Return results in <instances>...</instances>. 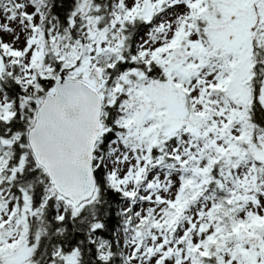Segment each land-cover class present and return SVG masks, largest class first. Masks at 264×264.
Returning a JSON list of instances; mask_svg holds the SVG:
<instances>
[{"label": "snow or ice", "instance_id": "1", "mask_svg": "<svg viewBox=\"0 0 264 264\" xmlns=\"http://www.w3.org/2000/svg\"><path fill=\"white\" fill-rule=\"evenodd\" d=\"M0 264H264V0H0Z\"/></svg>", "mask_w": 264, "mask_h": 264}]
</instances>
